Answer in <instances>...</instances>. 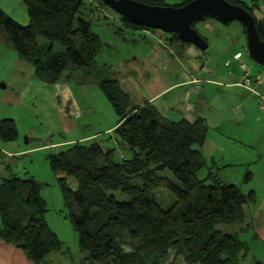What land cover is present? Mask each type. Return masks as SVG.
Returning <instances> with one entry per match:
<instances>
[{"label": "trees", "instance_id": "trees-1", "mask_svg": "<svg viewBox=\"0 0 264 264\" xmlns=\"http://www.w3.org/2000/svg\"><path fill=\"white\" fill-rule=\"evenodd\" d=\"M140 1L161 5L159 0ZM229 1L253 14L244 2ZM24 4L28 24L0 10V31L18 56L33 65L38 79L52 84L61 81L67 69H89L94 64L102 41L91 22L79 15L81 0H24ZM120 18L124 29H149ZM255 23L264 41V19L255 17ZM39 37L47 43L39 45ZM170 38L189 44L173 33ZM55 43L61 50L54 49ZM98 84L118 116L112 131L116 147L75 141L47 154L86 261L263 264L247 259L249 245L235 230L245 222V206L255 203L256 194L222 182L218 168L209 165L202 152L209 128L206 119L173 121L151 102L134 104L117 78L106 77ZM17 135L15 119L3 118L0 141H13ZM117 149L130 155L122 153L116 160ZM5 155L0 149V156ZM202 169L206 174L199 177ZM41 189V182L31 175L19 177L7 170L0 177V238L36 264L62 249L45 221L47 205ZM165 191L173 197L167 208L158 200V196L164 199ZM220 224L235 227L222 232Z\"/></svg>", "mask_w": 264, "mask_h": 264}, {"label": "rangeland", "instance_id": "rangeland-1", "mask_svg": "<svg viewBox=\"0 0 264 264\" xmlns=\"http://www.w3.org/2000/svg\"><path fill=\"white\" fill-rule=\"evenodd\" d=\"M81 1L82 6L79 15L91 22L93 31L102 41V49L89 69L78 68L72 71L67 69L62 75L65 81L60 83L68 85L71 97L74 99L71 106L72 110L79 111L77 115L72 117L76 121V128L68 126L72 122L68 120V116L62 113L65 109L58 107L52 93L53 86L40 84V80L34 75L30 63L18 56L0 31V122L3 118H13L16 121L18 131L15 140L0 141V149L12 152L11 155L0 156V177L4 176L7 170H11L19 177L34 176L42 184L41 195L47 205L44 218L50 229L62 242V249L49 254L45 262L41 264H89L85 259V253L80 250L78 235L68 218L58 175L53 172L47 159L48 152L51 149L63 150L66 148L65 141L91 134H96V136L87 139L88 141L84 143L89 144L96 141L111 148L116 147L112 131L104 132V130L114 125L118 116L98 83L106 77H118V70L120 75L125 72L117 67L123 59V61L131 64L134 61L132 55L135 54L143 60L145 57L143 54L151 47L149 41L153 43L157 41L148 33L142 34L141 30L145 28L134 31V29L127 30L121 27L123 25L120 23L119 14L105 5L102 0ZM184 1L186 0H159L157 3L178 6ZM241 1L247 4L249 8H253L252 1L263 3V0ZM0 10L22 25L29 22L24 0H0ZM260 14L264 15V11ZM205 22L210 23L211 27L204 24ZM195 28L210 43L206 51L211 53L210 57H213L214 60L208 61L207 65L213 68L217 67L218 73L221 75V77L217 75H211V77L220 78L224 84L227 81L225 68H230L232 59H238L239 64L243 63L248 67L252 76L259 77L258 72L263 70V66L250 58L241 22L234 20L222 23L215 18L207 17L203 21L196 22ZM160 32L169 37L171 35V33ZM133 38L137 42H132ZM38 42L39 45H44L47 40L39 37ZM227 43L234 44V48L228 56L220 53V48ZM53 47L55 50L62 48L58 43H55ZM238 51L240 52L239 56L236 55ZM137 60L135 57V65H139ZM227 61L229 64L225 66ZM182 64L185 65L183 71L194 69L196 65L193 63L190 66L183 60ZM163 65V62L156 59L150 70L158 73H168L170 70L173 73L179 71V68L174 65L166 64L165 67ZM202 75L206 76L204 73L199 76ZM255 80L257 79L255 78ZM257 82L255 81L254 84ZM203 87H206V92L197 99L192 96V100L197 101L199 110L208 117L207 141L205 148H203L205 158L210 165L212 156L217 160L222 157L224 161L221 160V164L222 162L228 163L227 160L237 154L238 161L234 166L218 165V176L223 181L226 177L227 180H235L233 182H237L245 193L251 187L260 193L264 182V109L261 108V103H258V98L253 94H250V100L245 105L246 108L241 107L238 101L233 103V109L230 108L231 114L221 126V123L216 122L215 110L209 111V109L213 106L216 109L224 108L227 110L231 104L225 99L232 98L233 102L232 91L230 90V94L223 92L227 89L223 85L218 86L214 83H205ZM46 88L50 93L46 91ZM258 91L259 94L264 95V82L259 83ZM245 110L247 112L245 124L235 125L236 123L232 120ZM58 142H62L63 145H57L56 149L51 148V144ZM219 145L223 146V149H220ZM122 153L127 156L130 155L127 150L117 149L115 159L120 160ZM245 159L251 161H248L247 164L241 163ZM205 174L206 169H202L199 177H203ZM251 175L252 177L247 180L246 176ZM244 178L245 182L243 181ZM165 193L164 199L161 200L158 196V200L164 208H167L173 197L168 192L165 191ZM233 225L220 224L218 227L222 232H230L231 228L234 229L235 227ZM243 238L249 239L245 235ZM251 245L256 248L255 251L258 255H263V248L258 240H255ZM0 264L36 263L29 260L21 249L0 238Z\"/></svg>", "mask_w": 264, "mask_h": 264}, {"label": "crops", "instance_id": "crops-1", "mask_svg": "<svg viewBox=\"0 0 264 264\" xmlns=\"http://www.w3.org/2000/svg\"><path fill=\"white\" fill-rule=\"evenodd\" d=\"M241 1V0H240ZM253 14L254 16L259 18H264V15L260 14V12L264 11V0L263 3L261 2H253ZM207 26L211 27V24L208 22H205ZM114 28V27H113ZM135 31V30H134ZM142 34H145L146 32L144 30H141ZM128 33V32H127ZM126 33V34H127ZM147 34V33H146ZM150 35L152 38H156V42L149 41L151 44V47L149 50L144 53L145 56L144 59L138 58L135 54L132 55L134 58V61L130 64L125 61H120L119 65L117 66L121 71H125L120 75V71L118 70V77H115L119 80V83L123 90L129 94L131 101L134 104L141 105L145 102H151L153 103L158 110L167 118L178 121L181 119H186L188 121H194L197 117L202 116L206 119L208 123V117L207 115L199 110V105L197 101L192 100V96L197 99L200 98L205 92L206 87H203L205 83H214L215 85L221 86L223 85L224 88L227 89V93H231L232 91L233 95V102L232 98H227L229 104V108L226 109H216L215 107L211 106L209 111H214L217 114V123H221V126H223L224 122L227 120V117L231 114L230 108L233 109V103L239 102L241 107H245L246 103L250 100V94L255 95L259 100V91H258V85L259 83L264 82V67L262 71H259V77H254L251 74V71L249 72V83L246 82V85H240L238 83V80L242 77L243 71L240 70V61L237 59H232V63L230 62V68L227 67V78L226 82H223L220 80V78L214 79L211 77V75H217L220 76L218 73L217 67H210L207 65V62L214 60L211 56V53L207 52L206 50L209 48L210 43L207 40L208 47L205 51L199 50L197 47H195L192 44H180L177 42H174L171 40L169 36H166L162 34L160 31H150ZM132 42H137L136 39L133 38ZM224 46L220 48V53L222 55L228 56L230 51L234 48V44H223ZM214 55V54H213ZM236 55H240V52H236ZM135 57L139 61V65H135ZM128 59V58H127ZM158 59L160 62L164 63V67L166 64L174 65L179 68V71L177 73H173V71H169L168 73H158L154 72L153 70H150V68L153 66V62ZM192 59H194L192 61ZM182 60L184 63L190 64L192 66L193 63H196L194 69L183 71V68L185 67L184 64H182ZM193 62V63H192ZM242 62V61H241ZM229 62L227 61L225 66H228ZM30 65L33 67V65L30 63ZM182 69V71H181ZM34 75H35V68L33 67ZM197 70V71H196ZM179 73V74H178ZM204 73L206 76H199L200 74ZM36 76V75H35ZM255 78L257 80H255ZM63 79V78H62ZM195 79H201L199 84H196L193 82ZM40 80V79H38ZM65 79L62 81H58L52 84H48L42 80H40V84L43 85H50L53 86L52 93L55 97V100L58 103V107L65 109L62 113L65 116H68V120H70L72 123H69L68 126L70 128H76V121L74 118L79 111L72 110V101L74 100L73 97H71L70 89L66 83H60L64 82ZM255 81H258L256 84H254ZM253 83V85L251 84ZM190 86V87H188ZM256 86V92H253L251 88ZM202 88V89H201ZM46 91L50 93L48 88H46ZM237 110V109H236ZM234 110V111H236ZM227 111L228 113H226ZM247 112L242 111V113L238 114L236 119H233L236 124L235 125H241L245 124V116ZM118 122V120H117ZM117 122L106 128L105 131H113L115 126L117 125ZM96 134L91 135H84L82 137H79L77 139L73 138L71 140L65 141V143H71L75 141H88L87 139L94 138ZM207 141V140H206ZM62 142L53 143V145H63ZM205 146V144H204ZM202 147V152L203 148ZM220 149H223V146L219 145ZM6 155H11L12 152H8L6 150H2ZM204 154V152H203ZM213 155V154H212ZM224 158H220V160L215 159L214 156L210 159V165H213L214 167H217L219 171L218 165H225L227 167H232L235 165L236 161H238L237 154L233 157H230L226 162H222L220 164V161ZM224 161V160H222ZM248 161H251L250 159H245L241 163H248ZM224 167V166H222ZM219 175V172H218ZM251 176H246V179L249 180ZM220 180L224 183H232L237 184V182H233L235 180H227V177L224 178L225 181L221 179ZM245 182V178L243 179ZM261 192L258 193L256 189L253 187L249 188V191H254L256 194V201L255 203H251L245 206V222L242 225H237L235 230L240 231L241 237L243 238V235L246 237H249V239L243 238L249 245V251L247 253V259L249 261H262L264 264V182L263 186L261 187ZM233 231V230H231ZM236 231V232H237ZM242 231V232H241ZM255 240H258L262 245V253L263 255H258L256 248L252 246L251 244L254 243Z\"/></svg>", "mask_w": 264, "mask_h": 264}, {"label": "water", "instance_id": "water-1", "mask_svg": "<svg viewBox=\"0 0 264 264\" xmlns=\"http://www.w3.org/2000/svg\"><path fill=\"white\" fill-rule=\"evenodd\" d=\"M120 16L138 27L173 33L180 41L201 51L207 41L194 27L196 21L215 17L224 22L237 20L245 27L246 46L250 58L264 67V41L260 39L255 16L229 0H189L181 6L148 4L140 0H102Z\"/></svg>", "mask_w": 264, "mask_h": 264}, {"label": "built area", "instance_id": "built-area-1", "mask_svg": "<svg viewBox=\"0 0 264 264\" xmlns=\"http://www.w3.org/2000/svg\"><path fill=\"white\" fill-rule=\"evenodd\" d=\"M117 25L119 26V23H117ZM146 33L150 34L151 30L148 29H143ZM154 31V30H153ZM240 68L243 71V75L242 77L238 80V83L241 85H246V82L249 83L248 80V74H249V69L248 67H246L243 63L240 64ZM201 81V79H195L193 80V82H195L196 84H199ZM253 90V92H256V86H254L253 88H251ZM259 98H260V103H261V108L264 109V95L262 94H258Z\"/></svg>", "mask_w": 264, "mask_h": 264}]
</instances>
